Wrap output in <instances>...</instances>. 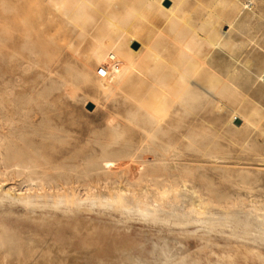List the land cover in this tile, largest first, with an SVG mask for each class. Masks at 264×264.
Masks as SVG:
<instances>
[{"label":"bare ground","instance_id":"6f19581e","mask_svg":"<svg viewBox=\"0 0 264 264\" xmlns=\"http://www.w3.org/2000/svg\"><path fill=\"white\" fill-rule=\"evenodd\" d=\"M190 2L144 0L134 20L146 23L151 19L152 25L148 35L138 39L133 22L121 24L115 17L120 8L132 5L130 0H46L53 17L75 25V35H83L78 26L81 22L91 24L98 16L106 20L101 30L108 39L125 42L126 51H102L99 66L109 76L103 87L138 88L142 93L136 100L144 115L143 125L137 127L143 135L142 144L130 146L128 153L112 155L106 151L83 165L53 159L43 145L25 135L23 125L38 133L42 127L26 114L17 119L22 105L11 111L6 100H0V264H189L190 254L183 256L185 246L178 238L160 236L148 250L147 243L121 239L114 233L123 229V220L131 219L171 227L200 225L206 232L200 237L205 245L195 252L202 254L215 245L211 233L232 223L238 212L234 210L243 203L220 196L205 173L207 168L181 164L178 144L170 145L162 137L186 126L188 133L181 138L202 161L216 165L226 160L215 149L219 133L214 130L210 139L200 140L190 129V117L211 110L219 116L227 114L231 132L259 131L264 141L262 105L250 95L257 86L264 87V71L255 72L254 56L261 34L255 23L263 19L264 0H193L191 7ZM169 24L171 35L165 32ZM224 26L229 30L224 31ZM164 38L173 44L176 56L158 53L157 45ZM248 104L252 106L249 111L243 108ZM171 113L179 118L177 126L171 123ZM136 115L130 113L128 120L135 127ZM117 123V117L108 121L114 134ZM247 141L243 153L256 155L253 149L257 143ZM114 144L115 135L106 148ZM96 188L109 191L95 193ZM186 197L191 203L187 212L171 205V211L164 209L165 204H179ZM17 207L23 212L18 213ZM77 212L109 218L117 212L121 218L118 222H98L80 218ZM245 215L242 225L246 228L253 225L252 217L258 220L256 240L264 246V206L254 204ZM201 258L190 264H264V251L239 244L223 254L211 248L205 262Z\"/></svg>","mask_w":264,"mask_h":264},{"label":"rangeland","instance_id":"374dc122","mask_svg":"<svg viewBox=\"0 0 264 264\" xmlns=\"http://www.w3.org/2000/svg\"><path fill=\"white\" fill-rule=\"evenodd\" d=\"M130 1V7L120 8L116 13V20L121 24L133 22L135 36L138 39L145 38L151 29V19L146 23L134 20V15L142 7L144 0ZM167 3H164V6H167ZM191 3L193 0L189 4L190 7L193 5ZM262 14L263 19L255 23L261 32L257 41L258 49L254 55L255 72L258 74L264 71V5ZM96 18L98 19L91 24L86 20L81 22L78 26L83 35H75V25L53 17L49 13L46 0H0V100L5 99L6 108L11 111L22 105L20 118L18 116L17 119H23L26 114L37 126L42 127L43 131L38 133L35 129L23 125L25 135L33 139L38 146L43 145L50 157L67 159L77 165H83L88 159L98 158L106 151L112 155L131 152L132 147L141 146L143 138L137 128L142 126L144 121L143 109L136 101L142 96L139 89L132 90L124 86L103 87L104 79L109 76L99 66L100 53L105 50L126 51L127 48L124 41L115 42L108 39V35L101 30L106 20L98 16ZM155 21L153 19L152 22ZM223 29L229 30L226 26ZM165 32L167 35L172 34L171 24L166 26ZM105 37L107 39H104ZM157 50L164 56H176L173 44L166 38L159 41ZM218 60L222 65V57ZM250 95L253 96V101L262 105L264 116V87L257 86ZM243 108L250 110L252 106L248 104ZM132 112H137L136 127L128 123L129 114ZM112 117L118 119L116 134L108 127V121ZM189 121L190 129L192 128L200 140L210 139L214 130L220 134L215 149L226 160L219 162V165L202 161L193 150L187 148V141L181 138V134L188 133L186 126H179V132L173 130L166 133L162 137L163 141L170 145L178 144V152L183 155L181 164L187 163L192 167L204 165L212 188L220 196L233 203H243L234 210L242 215L237 212L232 223L211 233L215 245L221 247L220 249L213 245L212 251L223 254L239 244L260 247L264 251V246L256 240L257 219H250L253 224L251 227L242 225L247 217L245 214L252 205L264 206V141L259 136V131L252 134L245 129L231 132L230 127L226 125L227 114L219 116L211 110L201 111L198 115L190 117ZM179 122V118L171 113V123L177 126ZM262 129L264 130V121L260 126V130ZM113 135L117 137V144L106 148V143ZM246 139L250 145L257 143L253 149L257 152L256 155L243 153L242 146ZM198 183L197 181L196 184ZM118 184L123 187L122 182ZM107 191L108 188L94 190L95 193ZM190 204V197H186L182 203L165 204L164 209L166 212L172 208L187 212ZM15 210L18 213L23 212L21 207ZM210 210L217 211L212 207ZM76 214L81 216L80 218L91 217L98 222H118L121 218L117 212L112 213L113 218L97 213ZM123 221L124 232H115L114 236L147 243L148 250L152 249L153 242L159 241L160 236L178 238L185 246L183 256L190 254L187 255L189 264L197 257H202L205 262L211 249L203 251L202 254L195 252L197 248L205 245L200 237L206 232L200 225L171 227L133 219ZM147 230L152 232L143 234ZM194 236H197L196 239ZM243 237L249 240L246 241ZM212 257L216 259L215 256Z\"/></svg>","mask_w":264,"mask_h":264},{"label":"water","instance_id":"95a60500","mask_svg":"<svg viewBox=\"0 0 264 264\" xmlns=\"http://www.w3.org/2000/svg\"><path fill=\"white\" fill-rule=\"evenodd\" d=\"M167 5H168V3H167ZM134 47L137 48L138 44H135ZM237 124H240V121H237Z\"/></svg>","mask_w":264,"mask_h":264}]
</instances>
